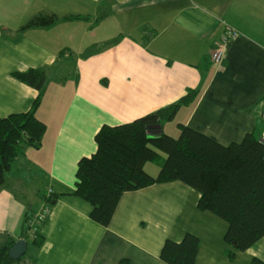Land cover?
Returning a JSON list of instances; mask_svg holds the SVG:
<instances>
[{"label":"crops","instance_id":"crops-1","mask_svg":"<svg viewBox=\"0 0 264 264\" xmlns=\"http://www.w3.org/2000/svg\"><path fill=\"white\" fill-rule=\"evenodd\" d=\"M41 13L81 19L19 32ZM228 29L239 36L216 67L211 55ZM42 68L37 117L47 132L0 189V249L23 240L25 214L39 213L51 190L44 243L27 242V264H167L165 243L186 234L200 241L195 264L264 262V238L246 252L227 245L228 224L201 212L200 193L182 182L125 193L106 228L74 195L78 164L96 153L103 126L132 123L190 91L199 98L178 112V125L223 146L262 139L264 0H0V118L31 110L38 92L13 74Z\"/></svg>","mask_w":264,"mask_h":264},{"label":"trees","instance_id":"trees-1","mask_svg":"<svg viewBox=\"0 0 264 264\" xmlns=\"http://www.w3.org/2000/svg\"><path fill=\"white\" fill-rule=\"evenodd\" d=\"M79 19L41 13L19 32L51 29L60 21ZM48 73L47 68H42L13 74L16 80L37 91L38 96L29 112L0 118V189L16 159L27 148L42 146L47 126L38 119L37 111L45 97ZM199 95V91H190L132 123L101 128L95 137L96 153L82 158L78 164L74 193L91 206L92 221L106 228L125 193L178 181L200 193L201 212L212 213L228 224L225 243L230 247L246 252L264 238V142L260 138L248 134L241 143L223 146L183 124L178 125V138L155 134L156 127L161 126L162 130L183 107L195 103ZM161 162L157 176L145 170L148 163ZM43 200L50 208L56 201L52 191ZM33 217L31 212L25 214L20 236L29 246L39 249L44 243L40 230L47 219L34 229L30 225ZM15 243L12 239L0 249V264H27L28 251L19 260H11L9 251ZM199 248V239L186 234L180 243H165L161 260L167 264H195ZM227 255L234 257L230 251ZM252 264L264 262L254 259Z\"/></svg>","mask_w":264,"mask_h":264},{"label":"built area","instance_id":"built-area-1","mask_svg":"<svg viewBox=\"0 0 264 264\" xmlns=\"http://www.w3.org/2000/svg\"><path fill=\"white\" fill-rule=\"evenodd\" d=\"M239 36L238 32L232 29H228L225 34L222 36L217 48L215 51H213L211 55V62L214 66L219 67L223 64L227 49L232 44V42L237 39ZM264 142V135L261 139ZM51 194V191H49V195ZM50 212V206L49 204L45 205L42 210L36 214L30 225L35 229V227H38L45 223L47 216Z\"/></svg>","mask_w":264,"mask_h":264},{"label":"rangeland","instance_id":"rangeland-1","mask_svg":"<svg viewBox=\"0 0 264 264\" xmlns=\"http://www.w3.org/2000/svg\"><path fill=\"white\" fill-rule=\"evenodd\" d=\"M180 122V118H176L175 121H172L171 123H166L164 125V131L163 133L165 135L171 136L173 138H178L179 134H178V123ZM163 162L161 163H148L145 166V170L151 174V175H157V170L160 169V167L162 166ZM34 208V206H32ZM38 214V213H37ZM35 216V215H34Z\"/></svg>","mask_w":264,"mask_h":264},{"label":"water","instance_id":"water-1","mask_svg":"<svg viewBox=\"0 0 264 264\" xmlns=\"http://www.w3.org/2000/svg\"><path fill=\"white\" fill-rule=\"evenodd\" d=\"M157 132L155 131V134L160 136L162 133L161 126L156 127ZM28 250V243L26 240H19L15 243V245L10 249L9 256L11 260L17 261L20 258H22L24 255H26Z\"/></svg>","mask_w":264,"mask_h":264}]
</instances>
